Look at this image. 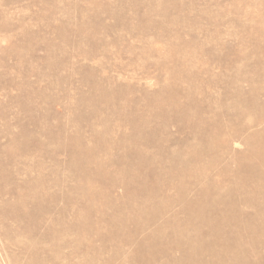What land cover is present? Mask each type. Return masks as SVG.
<instances>
[{
	"label": "rangeland",
	"instance_id": "rangeland-1",
	"mask_svg": "<svg viewBox=\"0 0 264 264\" xmlns=\"http://www.w3.org/2000/svg\"><path fill=\"white\" fill-rule=\"evenodd\" d=\"M0 264H264V0H0Z\"/></svg>",
	"mask_w": 264,
	"mask_h": 264
},
{
	"label": "bare ground",
	"instance_id": "bare-ground-1",
	"mask_svg": "<svg viewBox=\"0 0 264 264\" xmlns=\"http://www.w3.org/2000/svg\"><path fill=\"white\" fill-rule=\"evenodd\" d=\"M84 118V117H83ZM77 121V120H76ZM92 158V157H91ZM88 180V179H87ZM87 183V181H86ZM89 184V183H88ZM201 214V213H200ZM33 219V218H32ZM84 220V219H83ZM120 220V219H119ZM124 220V219H123ZM87 221V220H86ZM137 222V221H136ZM124 223V222H123ZM139 224V223H138ZM175 229V228H174ZM179 231V230H178ZM174 233V232H173ZM239 236V235H238ZM130 240V239H129ZM183 245V244H182ZM187 245V244H186ZM138 254V253H137Z\"/></svg>",
	"mask_w": 264,
	"mask_h": 264
}]
</instances>
